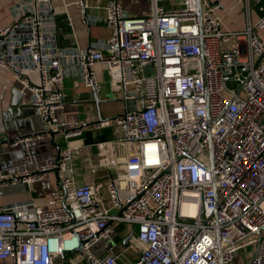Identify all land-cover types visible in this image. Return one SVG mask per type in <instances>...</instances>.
Returning a JSON list of instances; mask_svg holds the SVG:
<instances>
[{
	"label": "built area",
	"instance_id": "obj_1",
	"mask_svg": "<svg viewBox=\"0 0 264 264\" xmlns=\"http://www.w3.org/2000/svg\"><path fill=\"white\" fill-rule=\"evenodd\" d=\"M74 3L84 22L100 21L87 15L89 2ZM151 6L136 16L107 0L102 20L112 32L102 47L57 48L53 0L18 1L0 27V66L49 132L71 139L114 125L116 133L96 143L99 162L115 170L104 184H78L80 146L71 143L36 170L0 172V186H31L58 168L61 189L46 204L0 207V260L231 264L246 253L244 264H264V2L256 22L239 31L224 28L222 0H201L200 14L196 0ZM99 67L122 113L65 125L66 76L75 72L100 93Z\"/></svg>",
	"mask_w": 264,
	"mask_h": 264
},
{
	"label": "crops",
	"instance_id": "obj_2",
	"mask_svg": "<svg viewBox=\"0 0 264 264\" xmlns=\"http://www.w3.org/2000/svg\"><path fill=\"white\" fill-rule=\"evenodd\" d=\"M18 1L20 0H0V27L13 20L12 8ZM75 1L53 0L57 48L102 47L112 32L110 26L102 20L106 15L107 0H86L91 5L87 8V15L100 19L95 24L82 20ZM120 2L131 15L146 16L151 13V0ZM263 2L264 0H222L218 13L222 16L226 29L245 30L249 22H256L263 13L260 9ZM259 33L263 35V32ZM98 74L103 84L100 93H95L93 89L85 86L75 72L66 76L63 108L59 111L60 121L65 125L84 122L90 126L101 121L100 112L104 119L122 113V109H115L110 104L112 99L109 98L110 78L107 72L103 67H99ZM18 87L20 83L14 78L11 70L0 66V172L14 175L25 169L36 170L39 165L55 162L68 143H71L80 146L73 157L78 184H104L115 174L113 167L99 162L96 145L99 141L115 138L114 125L102 129L88 127L80 136L71 139L66 138L63 132H49L44 120L28 102V94H25L27 103L12 107L13 90ZM114 100L123 106L122 101ZM20 139L22 141L17 145L12 144ZM60 193L59 172L53 169L31 186L22 182L0 186V207L29 199L46 204L58 198ZM0 264H9V261L2 259Z\"/></svg>",
	"mask_w": 264,
	"mask_h": 264
},
{
	"label": "rangeland",
	"instance_id": "obj_3",
	"mask_svg": "<svg viewBox=\"0 0 264 264\" xmlns=\"http://www.w3.org/2000/svg\"><path fill=\"white\" fill-rule=\"evenodd\" d=\"M223 26H224V24H223ZM224 28H226V27L224 26ZM145 73H146L147 75H154V74H155V70L153 69L152 66L147 65V66L145 67ZM108 86H109V87H108L109 98L112 99V100L110 101V104H111L112 107L115 108V109H118V110H121V109H122V110H123V106L120 105V103H119L118 101H115V100H114L115 98H114V96H113V91H112V88H111L110 81H109V83H108ZM124 227H125V225H122V226H121V228H124ZM125 231H126V228L122 230L123 233H124ZM246 258H247L246 253H245V254H242V255H239V256L236 258V260L233 261L231 264H244ZM72 262H73V260H68V264H70V263H72Z\"/></svg>",
	"mask_w": 264,
	"mask_h": 264
},
{
	"label": "water",
	"instance_id": "obj_4",
	"mask_svg": "<svg viewBox=\"0 0 264 264\" xmlns=\"http://www.w3.org/2000/svg\"><path fill=\"white\" fill-rule=\"evenodd\" d=\"M197 2V10L200 14L201 12V0H196ZM13 94H14V98H13V101H12V107H17L18 105L20 104H25L27 103V99H25V95L19 90V89H14L13 90ZM98 98V96H96ZM117 116H114L112 118H109V119H115ZM99 120H104V118L102 117V114L100 112V118ZM54 170L58 171V168H55ZM128 242V239H125L124 243L127 244ZM114 243V241H110L108 243V245L112 246ZM65 264V263H64Z\"/></svg>",
	"mask_w": 264,
	"mask_h": 264
}]
</instances>
